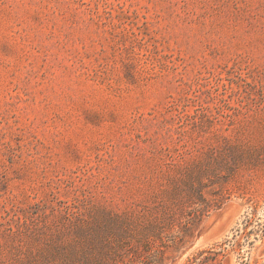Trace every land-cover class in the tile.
Segmentation results:
<instances>
[{
  "label": "rangeland",
  "instance_id": "rangeland-1",
  "mask_svg": "<svg viewBox=\"0 0 264 264\" xmlns=\"http://www.w3.org/2000/svg\"><path fill=\"white\" fill-rule=\"evenodd\" d=\"M200 194L167 264H264V0H0V264L177 235Z\"/></svg>",
  "mask_w": 264,
  "mask_h": 264
},
{
  "label": "trees",
  "instance_id": "trees-1",
  "mask_svg": "<svg viewBox=\"0 0 264 264\" xmlns=\"http://www.w3.org/2000/svg\"><path fill=\"white\" fill-rule=\"evenodd\" d=\"M202 198L200 194L202 204L188 214L189 219L182 214L177 235H173L174 227L169 233H158L153 239L132 241L124 236L111 237L108 234L113 229L110 222L78 221L79 236L57 250L55 260L58 262L53 264H167L169 252L185 245L206 215L208 205ZM196 204L191 202L188 208ZM224 258V249L218 251L210 247L193 255L188 264H223Z\"/></svg>",
  "mask_w": 264,
  "mask_h": 264
}]
</instances>
